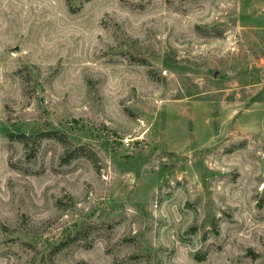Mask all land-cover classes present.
Returning <instances> with one entry per match:
<instances>
[{
	"label": "rangeland",
	"instance_id": "rangeland-1",
	"mask_svg": "<svg viewBox=\"0 0 264 264\" xmlns=\"http://www.w3.org/2000/svg\"><path fill=\"white\" fill-rule=\"evenodd\" d=\"M0 264H264V0H0Z\"/></svg>",
	"mask_w": 264,
	"mask_h": 264
},
{
	"label": "trees",
	"instance_id": "trees-1",
	"mask_svg": "<svg viewBox=\"0 0 264 264\" xmlns=\"http://www.w3.org/2000/svg\"><path fill=\"white\" fill-rule=\"evenodd\" d=\"M58 133V134H57ZM51 136H54L55 135V137L57 138V139H59L60 140V136H59V132H53V133H51L50 134ZM26 137H28L27 135H25V134H22V135H19V138H26ZM20 141H24V140H20ZM26 142V141H25Z\"/></svg>",
	"mask_w": 264,
	"mask_h": 264
}]
</instances>
